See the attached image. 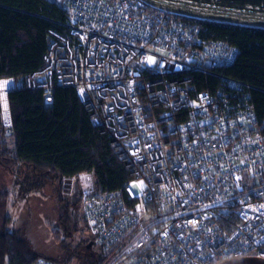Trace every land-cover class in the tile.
<instances>
[{
	"label": "built area",
	"instance_id": "built-area-1",
	"mask_svg": "<svg viewBox=\"0 0 264 264\" xmlns=\"http://www.w3.org/2000/svg\"><path fill=\"white\" fill-rule=\"evenodd\" d=\"M58 1L68 17L42 68L0 79L2 125L10 93L51 105L65 87L109 140L128 180L114 192L88 173L71 181L98 264L264 261V118L222 72L238 49L210 34L221 23L146 0ZM195 74L215 86L198 90Z\"/></svg>",
	"mask_w": 264,
	"mask_h": 264
},
{
	"label": "trees",
	"instance_id": "trees-1",
	"mask_svg": "<svg viewBox=\"0 0 264 264\" xmlns=\"http://www.w3.org/2000/svg\"><path fill=\"white\" fill-rule=\"evenodd\" d=\"M67 17L58 0H0V79L20 81L39 71L52 34L62 33ZM207 26L214 38L237 47L234 64L222 72L247 87L257 116L264 118V30L228 24ZM194 82L198 90H206L207 85L215 86L216 79L195 74ZM8 103V131L3 128L0 107V162L18 166V178H26L29 186L22 188L23 193L41 187L42 180L60 191L63 184L84 173L92 175L95 189L101 192L117 191L128 180L109 140L90 125L71 88H57L51 105L43 102L40 92L29 90L10 93ZM6 197L0 193V219ZM77 206L79 200L74 208L75 232L86 230ZM58 209V226L65 233L73 229L70 200L60 198ZM10 224L8 219L0 221V264H34L39 258L69 264L34 253L21 229H6ZM90 242V236L84 240V253L76 257L84 260L79 264H98L92 251L95 245L87 248Z\"/></svg>",
	"mask_w": 264,
	"mask_h": 264
},
{
	"label": "rangeland",
	"instance_id": "rangeland-1",
	"mask_svg": "<svg viewBox=\"0 0 264 264\" xmlns=\"http://www.w3.org/2000/svg\"><path fill=\"white\" fill-rule=\"evenodd\" d=\"M8 141V140H7ZM9 148L11 144L9 143ZM19 168L15 164L7 161L0 162V193L6 194L4 204L1 206L2 219H8L11 224L7 226L8 231L21 229L28 241L30 249L39 255L51 259H59L69 264H79L83 259L76 258L84 253V240L89 238L87 231L75 232L71 230L62 232L58 226L60 198L70 200V188L73 183L70 181L63 184L58 191L57 186L45 183L43 180L41 187H33L26 194L21 190L27 189L28 181L18 178ZM22 182H20V181ZM24 181L26 183H24ZM133 194H137L136 187H132ZM80 217L79 206H77ZM0 219V221H2ZM80 228L84 229L80 222ZM59 232V235L57 234ZM95 258L99 259V252L96 246L92 247ZM75 253V257L71 256ZM73 255V254H72Z\"/></svg>",
	"mask_w": 264,
	"mask_h": 264
},
{
	"label": "water",
	"instance_id": "water-1",
	"mask_svg": "<svg viewBox=\"0 0 264 264\" xmlns=\"http://www.w3.org/2000/svg\"><path fill=\"white\" fill-rule=\"evenodd\" d=\"M168 10L217 21L221 24H243L248 28L264 30V0H146ZM231 23V24H230ZM79 200L77 182L72 186L70 196V213L73 229L76 230L77 220L75 206ZM94 245L88 244L87 248ZM224 264H264L257 259H242Z\"/></svg>",
	"mask_w": 264,
	"mask_h": 264
},
{
	"label": "bare ground",
	"instance_id": "bare-ground-1",
	"mask_svg": "<svg viewBox=\"0 0 264 264\" xmlns=\"http://www.w3.org/2000/svg\"><path fill=\"white\" fill-rule=\"evenodd\" d=\"M230 24H231V23H230ZM233 26H240V27H241V26H242V27H249V26H247V25H243V24H241V25H240V24H233Z\"/></svg>",
	"mask_w": 264,
	"mask_h": 264
},
{
	"label": "snow or ice",
	"instance_id": "snow-or-ice-1",
	"mask_svg": "<svg viewBox=\"0 0 264 264\" xmlns=\"http://www.w3.org/2000/svg\"><path fill=\"white\" fill-rule=\"evenodd\" d=\"M9 82L5 81L4 84L7 85Z\"/></svg>",
	"mask_w": 264,
	"mask_h": 264
}]
</instances>
